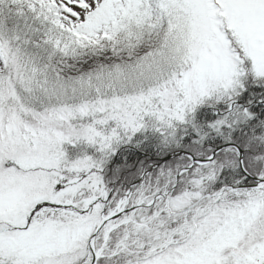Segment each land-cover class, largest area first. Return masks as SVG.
I'll list each match as a JSON object with an SVG mask.
<instances>
[{"label":"snow or ice","instance_id":"obj_1","mask_svg":"<svg viewBox=\"0 0 264 264\" xmlns=\"http://www.w3.org/2000/svg\"><path fill=\"white\" fill-rule=\"evenodd\" d=\"M0 264H264V0H0Z\"/></svg>","mask_w":264,"mask_h":264}]
</instances>
